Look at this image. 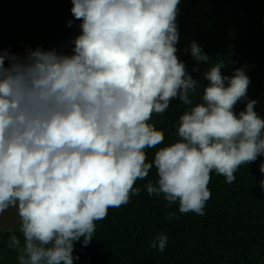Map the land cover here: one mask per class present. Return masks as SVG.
Here are the masks:
<instances>
[{"label":"clouds","instance_id":"obj_1","mask_svg":"<svg viewBox=\"0 0 264 264\" xmlns=\"http://www.w3.org/2000/svg\"><path fill=\"white\" fill-rule=\"evenodd\" d=\"M179 4L72 0L81 23L71 54L0 51V212L17 209L22 241L13 233L8 248L18 264H73V242L83 238L87 246L97 221L139 195L136 182L153 167L156 182L144 185L149 196L203 216L212 172L232 183L241 165L264 156L258 101L247 99L234 112L247 98L245 71L223 75L220 61L203 73L202 85L177 57ZM190 53L208 64L195 41ZM177 98L188 106L178 139L161 147L164 133L150 121ZM147 149H156L151 162ZM167 244L160 232L149 247L164 252Z\"/></svg>","mask_w":264,"mask_h":264},{"label":"trees","instance_id":"obj_2","mask_svg":"<svg viewBox=\"0 0 264 264\" xmlns=\"http://www.w3.org/2000/svg\"><path fill=\"white\" fill-rule=\"evenodd\" d=\"M71 7L72 0H0V51L19 56L38 47L60 52L68 22L74 19ZM178 8L176 55L186 71L203 85L207 84L203 73L215 63L225 62L221 72L226 76L242 68L250 84L247 98L235 105L234 112L244 110L247 99H255V111L264 119V0H180ZM79 33L80 27L75 37ZM192 41L209 56L208 64L193 59ZM201 91L192 97L193 104L200 101ZM187 108L177 98L165 113L153 114L150 122L165 137L161 147L178 139L176 126ZM155 151L146 150L149 162ZM262 163L264 156L258 155L254 162L241 165L232 183L212 172L211 198L203 216L181 214L178 204L166 206L163 196H149L144 185L156 182L153 167L145 180L136 182L139 195L110 208L106 218L97 221L87 246L83 238L73 242V264H259L264 259ZM170 212L175 218H167ZM160 232L168 236L164 252L149 247ZM13 233L22 241L19 223L0 230V264H18L15 249L8 248Z\"/></svg>","mask_w":264,"mask_h":264},{"label":"water","instance_id":"obj_3","mask_svg":"<svg viewBox=\"0 0 264 264\" xmlns=\"http://www.w3.org/2000/svg\"><path fill=\"white\" fill-rule=\"evenodd\" d=\"M80 23L81 21L76 20L75 18L73 19L60 53L69 54ZM18 221L19 217L17 214V209L15 207L9 206V208H7L5 211L0 212V230L15 225L18 223ZM259 264H264V259Z\"/></svg>","mask_w":264,"mask_h":264}]
</instances>
